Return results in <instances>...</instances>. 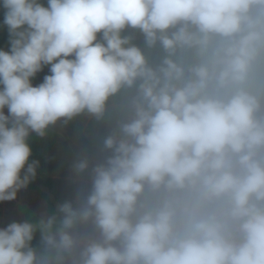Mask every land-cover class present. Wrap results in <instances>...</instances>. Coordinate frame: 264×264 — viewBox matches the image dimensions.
Masks as SVG:
<instances>
[{
    "label": "clouds",
    "instance_id": "9594fccd",
    "mask_svg": "<svg viewBox=\"0 0 264 264\" xmlns=\"http://www.w3.org/2000/svg\"><path fill=\"white\" fill-rule=\"evenodd\" d=\"M0 10V202L36 175L32 133L100 117L135 89L102 158L74 164L90 171L87 196L0 227V264H53L32 245L37 230L55 264H264V103L250 85L264 0H0ZM128 28L169 55L150 66ZM177 50L198 61L178 62ZM89 224L98 235L77 254L76 229Z\"/></svg>",
    "mask_w": 264,
    "mask_h": 264
},
{
    "label": "trees",
    "instance_id": "16d2710c",
    "mask_svg": "<svg viewBox=\"0 0 264 264\" xmlns=\"http://www.w3.org/2000/svg\"><path fill=\"white\" fill-rule=\"evenodd\" d=\"M122 35L128 36L130 42L139 46L152 67H157L161 64L163 59L169 55L159 43L149 47L145 43L143 34L138 29H126ZM9 38H3L1 42H4L3 46L0 48L7 49L9 47ZM178 62L184 63L186 66H190L198 61V57L195 55L193 50H177V52L172 56ZM49 67L46 66L37 76L33 79V84H39L42 82L43 77L49 73ZM252 90L257 92L264 103V49L259 53L257 60L253 67L252 79L250 81ZM135 95V89H123L117 95L111 97L114 104H117L112 111L104 112L98 121V134L93 139H89L85 134L84 128V118L85 113L76 115L70 119H65L69 127L73 130L78 140L81 142L82 151L84 154L102 158L103 155V140L104 137L109 135L113 126H118L122 121L129 118L130 115V100L131 97ZM57 133L52 131L49 127L45 130V134L36 139L29 138L28 142L32 150V160L38 161L36 167V181L39 185L48 187L51 194L54 196L55 200L62 204L65 202L67 197L72 191V187H69L67 191H60L56 185L53 178L47 175V158L49 152L52 150L54 145L57 143ZM35 183V181H30L28 186L31 189H35L39 195L43 198L48 199V195L44 192L40 186ZM76 204V203H74ZM77 233L84 232L94 234L97 231L92 225H80L76 229ZM32 245L36 248L37 253H55L54 250L46 249L41 241V233L37 230ZM55 264V261L53 262ZM67 264V263H65Z\"/></svg>",
    "mask_w": 264,
    "mask_h": 264
},
{
    "label": "rangeland",
    "instance_id": "374dc122",
    "mask_svg": "<svg viewBox=\"0 0 264 264\" xmlns=\"http://www.w3.org/2000/svg\"><path fill=\"white\" fill-rule=\"evenodd\" d=\"M3 12L0 10V41L3 38H9L6 26H3ZM4 42H0L3 46ZM117 104H114L112 99H109L105 112L112 111ZM7 114V109H5ZM131 114V113H130ZM130 117V115H129ZM100 117H96L89 113H85L84 118V132L89 139H93L98 134V121ZM49 128L57 132L58 141L54 145L49 156L47 158V170L48 176L53 178L60 191H67L69 187H72V191L65 201H72L73 203L82 202L91 189V175L90 171L85 173H76L74 170V164L81 158L87 157L90 163H95L101 158L85 155L82 151L81 142L73 130L69 127L65 119L57 121L55 124L50 125ZM117 130L116 126H113L111 133ZM41 137L36 133H32L29 138L36 139ZM30 181H35L36 175ZM39 185V184H38ZM40 188L47 193L48 199L43 198L35 189H31L28 185L21 189L17 193V197L12 201L0 202V227H6L12 221H30L38 224L41 219L51 215H59L58 206L60 205L49 191L48 187L39 185ZM80 243L77 248V254L79 248L90 238H95L98 233L90 234L79 232ZM40 255L49 256L52 261H55V253H40ZM65 263L71 264V258H67Z\"/></svg>",
    "mask_w": 264,
    "mask_h": 264
}]
</instances>
